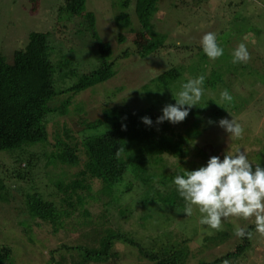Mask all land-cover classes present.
<instances>
[{"label": "rangeland", "instance_id": "rangeland-1", "mask_svg": "<svg viewBox=\"0 0 264 264\" xmlns=\"http://www.w3.org/2000/svg\"><path fill=\"white\" fill-rule=\"evenodd\" d=\"M69 1L0 0V54L12 62L15 50L25 48L31 32L46 33L52 47L50 60L57 68L56 84L59 87H68L77 80L72 75L59 77L61 72L73 69L87 72L99 66V42L97 35H93L94 30L101 40L111 43L115 55L122 51L135 54L117 61L119 64L115 68L118 73L113 78L73 97L65 116L50 118L47 150L41 144L24 145L22 149L14 151L0 150V179L7 184L8 192V199L0 200V245L9 244L14 247L13 254H20L16 264L46 263L50 250L66 241L67 232L71 233L73 242H80L83 230L89 228L83 223L79 224V217L68 218L64 228L52 235L48 225L37 224L25 213L24 192L33 185L35 188L40 186L38 179L41 175H36L35 169L38 170L36 166L43 163L45 151H57V133H61L60 138L68 143H79L84 135L97 131H84V120L93 121L102 117L106 109L130 107L132 111H139L154 104L156 113L162 114L164 106L175 104L182 82L203 75L207 78L203 85L204 94L200 102L191 108L196 115L189 114L186 122L171 123L181 134L192 128L196 136L190 137L184 144L183 157L165 154L161 162L151 164L152 184L159 191L174 189L176 186L172 181L175 175L205 165L211 156L223 159L224 155L235 154L238 149L247 154L253 169L257 164L264 168V0H238L241 5L244 4V9L235 2L230 4V1L236 0H158L146 30L141 28L137 19V0H80L71 5ZM90 13L94 14L93 27ZM127 13L132 19L129 26ZM255 13L259 16L253 20L244 16ZM122 14H127L124 19L120 17ZM208 32L216 34L218 45L224 49V54L215 60L209 59L200 46L202 36ZM121 33L126 38L124 42L120 41ZM160 36L165 39L164 42L160 41ZM155 42L160 46L169 43L173 51L157 53L153 49L160 50V46H155ZM240 43L246 44L250 59L234 64L232 51ZM144 49L151 50L140 59L138 54ZM168 65L176 68L182 66L185 71L182 70L183 75L177 80L171 81L172 90L160 91L151 79ZM224 89L233 97L230 103L220 98ZM64 96L60 95L56 100L61 101ZM199 109L202 110L199 112ZM232 117L244 130L240 139H229L219 127L220 119L231 120ZM151 120L157 123V119ZM165 122L169 123L164 121L157 124L161 127ZM204 152L208 157L203 155ZM14 167L23 176L17 179L11 176ZM79 170L80 164L74 167L57 162L48 164L43 173L59 178L65 173L73 174ZM124 181L117 185L119 197L121 195L119 201L106 206L110 208L112 223L125 233H131L148 248L180 241L178 247L190 254L187 264L214 260L230 251L232 246L234 250L237 243L242 242L234 235V227L247 229L254 222V217L248 220L228 217L222 220V229L215 231L198 223L200 214L195 206L193 215L187 217L183 212L185 202L182 206L166 205L157 198L156 192H153L155 200L146 203L144 197L149 186L131 173L124 177ZM52 183L49 182L54 187ZM117 207L129 210L123 216L118 213ZM101 208V205L93 207V217L100 213ZM144 215L153 217L144 218ZM25 222L32 227L31 230L25 228ZM15 244H18L17 248ZM250 245L243 258L224 264H264V236L254 230ZM115 249L120 253L114 260L115 264H156L143 258L135 247L117 242ZM66 263L70 264V260Z\"/></svg>", "mask_w": 264, "mask_h": 264}, {"label": "trees", "instance_id": "trees-1", "mask_svg": "<svg viewBox=\"0 0 264 264\" xmlns=\"http://www.w3.org/2000/svg\"><path fill=\"white\" fill-rule=\"evenodd\" d=\"M78 1L80 0H70L68 3L71 5ZM157 1H136L135 12L143 30L149 27ZM234 2L239 4L241 9L245 8L244 4L241 5L238 0L230 1V4ZM127 14H122L120 17L124 19ZM244 16L249 17L248 20H253L259 14ZM89 17L93 27L94 14L90 13ZM260 19L263 21V18ZM131 21L128 14V26ZM125 28L127 27L125 26ZM93 35H97L99 42L100 64L94 70L87 72H78L74 69L61 72L59 77L61 75L65 78L77 77V80L70 83L68 87H59L56 84L57 68L50 60L52 47L48 43L46 33L31 32L25 48L15 50L12 62H8L6 57L0 54V150L14 151V149H22L24 145L38 144L47 150L50 118L65 116L67 108L73 102V97L113 78L118 73V69L115 68V65L119 64L117 61L135 54V52L122 51L123 54L121 52L115 55V50L109 41L101 40L95 30ZM120 41H126L123 33L120 35ZM160 41L164 42L165 39L160 36ZM154 44L160 46L159 43L155 42ZM149 50H142L138 57L141 59L144 53H150ZM164 50L167 53L173 51L172 45L167 43L160 46V50L153 49L157 53ZM110 58L113 60L110 61ZM182 70L185 71L182 66L176 68L168 65L151 80L159 86L160 91L169 88L172 90L173 82L171 81L181 77ZM63 94L65 96L61 97V101L56 100ZM57 101L60 102L57 103ZM129 108L106 109L102 112V117L93 121L84 120L86 124V128H83L84 131L87 129L97 131L84 135L79 143H68L60 138L61 133H57L59 138L56 143L57 151H45V159L42 158L43 163L36 166L38 169H35L36 175H41V178L38 179L40 186L35 188L33 185L24 192L25 213L36 220L37 224L48 225L52 235L64 228V223L68 218L79 217L81 221L79 224L83 223L82 225L89 227L87 230H83L80 242H73L70 238L71 233L67 232L66 241L58 248L50 250L51 257L49 256L46 263L43 264H67L66 262L69 260L70 264H111L110 262L116 260L120 255L119 251L115 249L117 242L137 248L143 258L156 264H187L190 254L188 255L186 249L178 247L181 244L180 241L168 245L162 244L158 248L145 247L131 233H125L121 227L114 225L113 217L110 216V208H106V206H111L112 203L119 201L121 195L119 197L117 185L125 182L124 177L128 173L149 186V191L144 197L146 203L155 200L153 192H156L157 198L166 205H184L176 187L170 188L168 191H159L154 187L150 166L161 162L165 154L183 157L185 155L184 144L190 137L194 138L196 132L192 131V128H188L185 134H181L173 128L171 123L167 124V122L161 127L153 121L150 126L145 125L142 122V117L157 119L161 115L156 113L154 104L139 111H132ZM201 110L199 109V112ZM189 114H193L192 109L189 110ZM203 155L208 157L206 152ZM57 162L74 167L80 164V170L73 174L65 173L59 178L43 173L48 164L54 165ZM42 167L43 169H41ZM19 172L18 168L14 167L11 176H15L16 179L23 176V173ZM49 182H53L54 187ZM6 189L7 184L1 180L0 200L8 199ZM92 205H101L102 207L100 213L95 217H93L94 206ZM117 209L118 213L123 216L129 210L123 207H117ZM143 217L151 218L153 216L144 215ZM117 223L119 224L118 218ZM24 226L30 230L32 228L26 222ZM247 230L253 233L254 222L247 226ZM241 240L242 242H238L234 250L232 246L227 253L211 261L201 260L199 264H224L243 258L251 246V237L241 238ZM15 245L17 248L18 244ZM13 248L9 244L0 245V264H16L18 262L20 254H13Z\"/></svg>", "mask_w": 264, "mask_h": 264}, {"label": "clouds", "instance_id": "clouds-1", "mask_svg": "<svg viewBox=\"0 0 264 264\" xmlns=\"http://www.w3.org/2000/svg\"><path fill=\"white\" fill-rule=\"evenodd\" d=\"M203 53L211 60L224 54V49L217 43L215 33L208 32L200 40ZM250 59V53L245 43H240L232 51V63H244ZM205 76L199 75L180 84L175 97V104L162 108V114L157 123L168 121L176 124L185 120L189 110L196 106L203 94ZM223 101L231 102L233 97L227 89L220 93ZM145 125L153 122L148 117H142ZM212 123V121H209ZM230 139H240L243 136L242 126L232 117L218 121ZM253 163L245 152L239 149L235 154L211 156L205 165L183 174L175 175L172 183L185 202L183 212L187 217L193 215V206L200 214L198 223L201 226L219 231L222 220L236 217L244 220L254 217L255 232L264 236V168L258 164L253 169ZM211 234V233H209ZM237 238H250L252 233L246 228L234 227Z\"/></svg>", "mask_w": 264, "mask_h": 264}]
</instances>
